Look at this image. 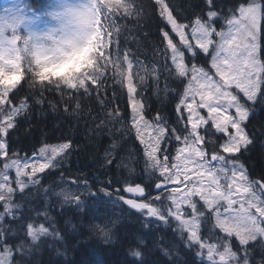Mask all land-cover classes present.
Listing matches in <instances>:
<instances>
[{"label":"snow or ice","instance_id":"6c2138e0","mask_svg":"<svg viewBox=\"0 0 264 264\" xmlns=\"http://www.w3.org/2000/svg\"><path fill=\"white\" fill-rule=\"evenodd\" d=\"M155 3L166 25H170L182 45L177 46L169 32L161 29L166 41L163 49H158L163 56L161 68L155 64L145 65L131 49H121L119 37L124 26L116 17L122 14L125 18L133 15L139 18L142 13L136 0H99L90 44L92 70L63 82L29 76L30 87H38L41 96L44 90L59 92L62 98L67 94L69 99H76V110L81 108L80 97L91 99L96 93L97 102L103 109H108L109 102L101 89H105L106 81L112 79L122 92H126L131 112L126 118L118 107H112L105 112L107 121L130 120L136 138L144 145V168L149 183L133 187L125 180V187L115 189L116 199H112L113 191L109 190L112 181L109 180L108 185L99 189L108 200L89 189L90 194L105 205L123 202L147 218L145 227L175 223V230L186 246L195 250L200 264H249L250 242L259 238L260 246L264 248V176L251 179L240 156L249 150L258 136H264V125L259 130L255 127L249 130L252 109L248 106L249 102L264 103V0H236L227 15L213 10L216 0H206L209 6L207 19L194 13L195 19L188 23L179 22L165 0H155ZM221 19L223 24L218 30L216 24ZM189 29L195 47L189 39ZM197 47L205 57H210V70L194 62L199 59ZM163 73H167L165 80L174 77L178 81L177 89L183 86V91L179 92L169 90L165 84L166 96L171 95L177 101L174 125H170L159 111L148 119L147 105L143 102L142 90L147 81L151 79L159 90ZM0 74L3 76L0 78V206L4 209L0 212V264H22L23 254L38 250L44 238L63 240L64 237L56 229L54 218L49 216L47 209L43 213L47 223H37L30 214L22 212V206L14 198L19 194L24 199L26 189L39 185V173L59 168L73 150V143L71 140L57 145L45 143L31 157L12 152L8 140L10 130L16 127V117L27 110L28 104L25 100L19 107L8 108L7 105L11 104L10 94L25 74L18 65L11 71L0 69ZM112 99H117L115 92ZM36 102L42 103V99ZM65 110H69L67 101ZM202 111L206 115H202ZM107 121L101 120L98 127H105ZM148 128L152 133L150 139L145 140L143 129ZM116 147L114 143L112 150H106L105 165L113 163ZM125 166L131 176L134 168ZM12 170H15L14 180L9 178ZM181 187L187 191L181 192ZM121 191L141 199H128L120 195ZM55 195L61 198L62 204H74L77 209L85 205L79 191L62 188ZM6 216L16 222L31 244L22 242L13 246L5 242L9 232L15 234L14 229L3 226ZM94 218L103 223L90 224V229L105 243L111 242L112 229L118 221L98 214H94ZM213 218L215 228L225 234L216 237L215 242H212L215 232L208 228ZM233 237L239 241L243 255L233 250ZM14 251L21 254L20 262L13 257ZM131 254L142 257L138 249ZM165 255H169L167 250Z\"/></svg>","mask_w":264,"mask_h":264},{"label":"trees","instance_id":"16d2710c","mask_svg":"<svg viewBox=\"0 0 264 264\" xmlns=\"http://www.w3.org/2000/svg\"><path fill=\"white\" fill-rule=\"evenodd\" d=\"M165 2L170 4L174 17L181 23L194 20V13L207 19L209 6L206 0H165ZM235 2L236 0H216V7L213 10L227 15L228 9ZM43 3L44 0H31L32 8L35 10L39 9ZM136 3L140 6L142 13L139 18L135 15L125 18L122 14L116 17L117 22L124 26L119 37L121 49H131L132 53L137 55L145 65L155 64L157 68H161L163 56L160 55L158 49L162 50L166 45L161 29L171 33L170 26L166 25L161 17L159 7L154 0H136ZM206 60L207 58L199 53V59L196 61L204 65ZM108 75L110 76V73ZM166 75L167 73H163L160 77L159 90L151 79L147 81V86L142 90L143 102L147 105V118L151 119L159 111L170 125H174L177 101L171 95L166 96L165 84L169 86V90L177 89L178 81L174 77L165 80ZM180 88L181 86L178 89ZM105 89H107L106 92ZM105 89H101V94L109 102L108 109H103L97 102L96 93L92 94L91 99L86 96L80 97L81 108L79 110L75 109L76 99H69L67 94L62 98L59 92L44 90L41 96V90L38 87H30L28 75L23 76L20 84L10 94L14 105H20L25 100L28 104L27 110L16 117V127L10 130L8 140L12 152L18 153L21 157L31 156L45 143L54 145L68 140L73 143V150L67 154V160L54 171H45L41 175L42 184L48 182L49 177L63 178L79 171L85 175L84 178L97 180L93 178L95 174L93 169L100 168L101 159L103 158L104 161L105 152L111 145L108 143L113 135L114 138H118L115 140H118L123 147L119 148L112 164L108 166L102 163L101 170H99L100 177L109 176L107 178L112 181L111 185H115L117 179L114 178L115 182H113V177L120 176L115 172V165L128 147H133L136 151L135 156L139 159L140 143L137 141L135 131L130 127V120L107 121L105 115V112L110 111L112 107H118L122 116L129 117L131 110L127 104L126 92H122L112 79L106 81ZM114 92L116 100L112 99ZM40 99L42 103H37L36 101ZM66 101L69 104L68 111L65 110ZM101 120L107 121L103 128L98 127ZM261 125H264V106L256 102L250 116L249 130L253 127L259 130ZM240 160L247 167L251 179L257 180L264 176V136H258L255 143L249 146V150L240 156ZM26 194V197L23 194L24 199H21L18 194L15 200L22 206V212L30 214L31 218L37 222L40 217L34 213V209L40 211L42 207L32 206L34 200L31 201L30 197L39 194L29 190ZM68 207L59 209L53 207L48 210L49 216L54 218L56 229L64 237L63 240H55L52 237L44 238L38 250L23 254L22 264H141V260L143 264H173V262L200 264L199 258L194 256L191 250H187L181 243L180 246L175 245L176 238L170 226L152 224L145 227L140 213L134 212L125 222L123 219L122 224L116 226L120 223L118 221L115 224L116 228L113 229L111 242L105 243L89 227L90 224H97L101 220L94 218L93 210L82 213L90 216L89 220L82 223V219L78 218V214L81 213L70 208L71 206ZM111 215H113L112 212ZM3 226L15 230V234L9 232L6 235L7 244L13 246L22 242L31 244L30 238L18 228L11 218L4 220ZM140 239L143 240L142 244L139 243ZM137 249L142 253L141 258L131 254ZM165 250L169 252V255H165ZM248 250L249 264H259L260 260L257 261L254 258L250 244ZM240 254L243 255V252L240 251ZM12 255L18 262L21 261L20 253L14 251Z\"/></svg>","mask_w":264,"mask_h":264},{"label":"clouds","instance_id":"9594fccd","mask_svg":"<svg viewBox=\"0 0 264 264\" xmlns=\"http://www.w3.org/2000/svg\"><path fill=\"white\" fill-rule=\"evenodd\" d=\"M99 0H0V69L63 82L92 70ZM0 78H3L0 74Z\"/></svg>","mask_w":264,"mask_h":264},{"label":"rangeland","instance_id":"374dc122","mask_svg":"<svg viewBox=\"0 0 264 264\" xmlns=\"http://www.w3.org/2000/svg\"><path fill=\"white\" fill-rule=\"evenodd\" d=\"M155 1V0H154ZM43 6V5H42ZM41 6V7H42ZM35 10V11H39L40 8ZM165 21V20H164ZM166 22V21H165ZM223 24V19H221L217 24H216V27L217 29L219 30L220 26ZM170 26V25H169ZM170 36L173 38V42L177 44V46H180L182 47V45H180V38L171 31V27H170ZM189 39L190 41L193 43L194 47H195V40H192L191 39V36H190V29H189ZM110 51H114L113 48H110L109 49ZM196 51L198 52V54H202V52H200V50L198 49V47L196 48ZM186 55H191L190 53H186ZM207 58V62L206 64L202 65L201 63H198L196 60L194 61L195 63H197L199 66H203L206 70H210L211 69V65H210V57H206ZM213 73H214V70H211ZM218 79V77H217ZM179 92H182L183 91V86H181L180 89H178ZM197 99H199V97H197ZM259 102V101H257ZM261 103V102H260ZM263 106H264V103H261ZM19 107L20 105L17 104V105H14L12 102L10 105H7L8 108H11V107ZM248 106L252 109H254V104H251L249 102ZM131 110V109H130ZM202 115H206V112L205 111H202L201 112ZM150 119V118H148ZM143 128V126H142ZM214 131V129L212 130ZM151 133H152V129L148 128V129H143V135H144V139L145 140H149L150 137H151ZM218 135V134H217ZM122 136V135H121ZM111 138V137H110ZM115 139H118V138H114V135L112 137V141L110 140V143L113 142V144L115 143L117 145V147L114 149V155L115 157L117 156L116 153H118V150L119 148L121 147V143L118 142V140H115ZM137 141L140 143V141L137 139ZM119 143V144H118ZM112 144V145H113ZM54 145H57V144H54ZM112 145H111V149H112ZM172 147L174 148L175 147V142H173V145ZM127 150L123 152L122 156H121V159L119 160V162H117V164L115 165V169H116V173L117 175H121L122 177H126V180H128L129 182L134 179H137L139 174L141 173L143 177H146L148 179V175L147 173L145 172V168H144V164H145V158H144V145H142L140 143V157L139 159L135 156L136 154V151L130 147H128ZM38 152V151H37ZM32 156V154H31ZM31 156H27V157H31ZM24 157V156H23ZM67 157H65L63 159L66 160ZM121 162H123L121 164ZM62 163V162H61ZM118 164H121L120 167H118L117 165ZM125 165L127 166H130L132 168H134V172L132 173V175L130 176L129 175V171H128V167H126ZM55 169H52L51 171H54ZM48 171V170H46ZM43 173H39L38 174V178L40 179V184L37 185V186H34V187H30L29 189H26L25 190V197H26V192H28V190L30 192H36L38 193L39 195L37 196H33V197H30V200L31 201H37L35 203L32 204V206L36 203H38L39 207H42V209L40 211L34 209V213L37 214L39 218V221H37V223H41V222H44V223H47L45 220H44V216H43V213L45 211V209H47V211L53 207H57L58 209L61 207H68L69 205L73 208V209H76L78 210L79 212L81 211H91L92 210L94 211V214H98L100 217H107L108 219L110 220H114V221H120L122 222L123 219L128 215V213H123L125 212L123 210V208L121 207V204H117L115 206H113L111 203H108L107 205L105 204H101L99 202H97L94 197L90 194L89 192V189L91 190V193H97L99 196L103 197V193H100L99 192V189L100 187L102 186H106L108 185V182L110 180V178H107V177H99L97 180H89V179H86L84 178L82 175H80L79 172H76L74 175H72L71 177H63V178H59V179H56V182H51L50 180V183L46 182L44 184H42L41 182V175ZM73 174V173H72ZM123 174V175H122ZM195 175V174H194ZM75 178H74V177ZM118 177L120 176H114L113 179H118ZM10 180H14L15 178V170H12L11 173H10ZM67 178H73V180H69ZM90 178V177H89ZM112 178V177H111ZM194 178V177H193ZM115 179L113 182H115ZM78 181L79 183L78 184H75L73 183V181ZM87 181V183L85 184L84 182ZM94 181V182H92ZM102 182V183H99ZM149 181V180H148ZM13 187H15V185L13 184L12 185ZM62 188H69L73 191H79V193L81 194V199L85 201V205L81 208V209H77L76 206L74 204H62L61 203V198L56 196L55 193H58L61 191ZM114 188V185H110L109 187V190L110 191H113L112 189ZM47 190V191H45ZM181 192H185L187 191V188L185 187H181L180 189ZM114 191H113V197L112 199H115L114 196ZM36 197V198H35ZM40 197V198H39ZM15 199V198H14ZM104 200H108L109 198L108 197H103ZM197 200H199V197H196ZM26 201V200H25ZM24 201V202H25ZM202 203V202H201ZM31 206V204H30ZM102 206V207H100ZM4 209L2 206H0V212H3ZM111 212L112 214L114 215H111ZM33 213V214H34ZM39 213V215H38ZM19 213H17L18 215ZM143 218H144V222L145 220L147 219L145 216L141 215ZM124 217V218H123ZM11 217H5L4 220L6 219H10ZM215 221V220H214ZM83 223V222H82ZM99 223H103V220H100ZM162 225V224H160ZM174 228L175 230V223L172 224V229ZM220 231V230H218ZM221 232V231H220ZM223 233V232H221ZM114 234V231L112 229V236ZM178 238H179V241L181 242L182 246H184L186 249H188V247L186 246V244L184 243L183 239L180 237L179 234H177ZM219 237L221 236L220 234L218 235ZM103 241L104 239L99 236ZM113 238V237H112ZM235 238V237H234ZM235 240L238 242L239 244V241L235 238ZM250 245L252 247V251H253V255H254V258L259 261L260 259H264V248H262L260 246V240L258 238L257 241H252L250 242ZM240 247V246H239ZM241 255V254H240ZM200 260V259H199ZM264 261V260H261L260 263ZM250 263V261H249ZM259 263V262H258Z\"/></svg>","mask_w":264,"mask_h":264},{"label":"flooded vegetation","instance_id":"af4514ba","mask_svg":"<svg viewBox=\"0 0 264 264\" xmlns=\"http://www.w3.org/2000/svg\"><path fill=\"white\" fill-rule=\"evenodd\" d=\"M123 175V174H122ZM97 176V175H96ZM250 176V175H249ZM100 176L97 177V179L99 178ZM99 180V179H98ZM126 180V177H122L120 175V177H118V179L116 181H120V183H115L114 185V188L112 189L114 191V198L116 199V193H115V189H123L125 187V184L123 183L124 181ZM99 183H102L99 181ZM131 183V186H135L136 184H141V185H145L147 183H149L148 179L146 177H143L142 174L140 173L138 178L137 179H134L130 181ZM120 195H124L126 198H128V196L126 195V192H123L121 191L120 192ZM121 204V207L123 208V210L125 212L123 213H128V215L124 218V222L128 219V217H130V215H132L134 212L137 213L136 211L130 209L128 206H126L125 204H123V202H120ZM155 225H159V224H155ZM171 227V231L174 235V238H176V240L174 241L175 245L177 246H180V241H179V238L177 236L178 232L176 230H174V228L172 229V225L170 226ZM208 228L210 231H214L215 232V237L213 238V241L212 242H215V238L216 237H219L218 235L220 234L221 236L220 237H223L225 234L224 233H221L220 231H218L219 229L218 228H215V221H214V218L209 221V224H208ZM232 244H233V250L234 251H240V245L238 244V242L235 240V238L233 237L232 240H231ZM189 249V248H188ZM187 249V250H188ZM193 252L194 256H196V253H195V250H192V249H189ZM197 257V256H196ZM261 260H264V259H260ZM261 264V263H259Z\"/></svg>","mask_w":264,"mask_h":264},{"label":"bare ground","instance_id":"6f19581e","mask_svg":"<svg viewBox=\"0 0 264 264\" xmlns=\"http://www.w3.org/2000/svg\"><path fill=\"white\" fill-rule=\"evenodd\" d=\"M108 144H111V145H112L113 142L108 143ZM123 144H124V143H123ZM123 144H122V145H123ZM111 145H110L109 148H108L109 150H112V149H111ZM126 145H127V144H126ZM121 147H123V146H121ZM124 148H125V147H124ZM132 149H133V147H132ZM122 150H123V149H122ZM125 151L127 152V150H125ZM103 157H104V156H103ZM66 160H67V159H66ZM66 160H64V161H66ZM104 160H105V159H104ZM64 161H62V162H64ZM101 161H102V162H101V166H102V163L104 162V161H103V158L101 159ZM61 164H62V163H61ZM60 166H61V165H60ZM101 166H100V168H99V167H96V168L93 169V171H94V173H95L94 176H93V178H97V177L100 175L99 170H101ZM108 166H109V165H108ZM82 169H83V168H82ZM80 172H81V171H79V173H80ZM82 173H83V171H82ZM72 175H74V173H73V174L70 173V174L67 175V176H68V177H71ZM80 175H82V174L80 173ZM96 175H97V176H96ZM74 176H75V175H74ZM74 176H73V177H74ZM82 176L85 177V175H82ZM57 177H58V176H57ZM57 177H56V178H55L54 176L49 177V178L47 179L48 183H50V181L54 183V182H56V179L62 178V177H58V178H57ZM65 178H66V177H65ZM74 178H75V177H74ZM67 179H69V180H70V179L73 180V178H67ZM49 180H50V181H49ZM74 181H75V180H74ZM35 198H36V197H35ZM39 198H40V197H39ZM35 202H37V201H34L33 203H35ZM38 203H39V202H38ZM38 203L34 204L33 206H34V207H35V206H38V207H39ZM69 207H70V206H69ZM69 207H68V208H69ZM63 208H64V207H63ZM70 208H72V207H70ZM73 212H74V211H73ZM78 212H79V211H78ZM87 212H88V211H81V212H79V213H81V214H78V215H79L78 218H79V219H82V222H86V220H89L90 216H89L88 214H82V213H87ZM80 221H81V220H80ZM96 222H97V221H96ZM77 224H78V223H77ZM121 224H122V223L120 222V223L116 224V226H117V225H121ZM10 226H11V225H10ZM116 226H114L113 229H115ZM8 228H9V227H8ZM73 232H74V231H73ZM17 233H18V232H17ZM93 233H94V232H93ZM16 236H17V235H16Z\"/></svg>","mask_w":264,"mask_h":264},{"label":"water","instance_id":"95a60500","mask_svg":"<svg viewBox=\"0 0 264 264\" xmlns=\"http://www.w3.org/2000/svg\"><path fill=\"white\" fill-rule=\"evenodd\" d=\"M126 195L128 196V199H137L138 201L141 199L139 198L138 196H136L135 194H132V193H127L126 192ZM127 206V205H126ZM131 209V208H130ZM134 210V209H132ZM136 211V210H135Z\"/></svg>","mask_w":264,"mask_h":264}]
</instances>
